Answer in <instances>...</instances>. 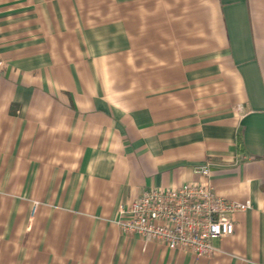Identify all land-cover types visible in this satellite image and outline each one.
<instances>
[{
  "label": "crops",
  "instance_id": "0c3cea01",
  "mask_svg": "<svg viewBox=\"0 0 264 264\" xmlns=\"http://www.w3.org/2000/svg\"><path fill=\"white\" fill-rule=\"evenodd\" d=\"M205 165L211 256L114 223ZM0 264H264V0H0Z\"/></svg>",
  "mask_w": 264,
  "mask_h": 264
},
{
  "label": "built area",
  "instance_id": "2783aa9c",
  "mask_svg": "<svg viewBox=\"0 0 264 264\" xmlns=\"http://www.w3.org/2000/svg\"><path fill=\"white\" fill-rule=\"evenodd\" d=\"M199 173L203 182L144 191L128 208L118 207L114 223L145 245L161 243L168 250L188 252L197 259L211 256L216 251L215 240L233 235L232 216L248 211L251 205L218 196L209 181V165ZM37 206L34 203L33 212Z\"/></svg>",
  "mask_w": 264,
  "mask_h": 264
}]
</instances>
